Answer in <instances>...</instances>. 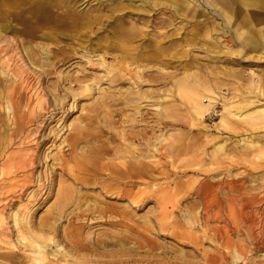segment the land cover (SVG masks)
Wrapping results in <instances>:
<instances>
[{"label":"bare ground","instance_id":"6f19581e","mask_svg":"<svg viewBox=\"0 0 264 264\" xmlns=\"http://www.w3.org/2000/svg\"><path fill=\"white\" fill-rule=\"evenodd\" d=\"M31 1L39 5H32ZM56 1H65V5L60 7ZM70 1L55 0L54 4L50 0H0V261L7 264H130L125 260V250L115 252L108 249L114 245L112 240L120 242V248L123 249L129 238L125 233L131 230L130 217L124 210L116 211L106 204L100 205L102 202L99 198H113L126 201L133 209L139 208L147 200L154 201L158 207L154 216L157 229L160 232L170 229L172 236L189 243L197 253L198 264H264V175H254L264 172V143H259L264 142V108L261 107L264 103H259V97L264 99V91L260 90L263 85L261 82L258 85L252 79L249 82H238L236 91L244 89L240 96L249 106L254 105V109L243 117L239 111L233 113L226 109L221 117V124L235 135L238 127L246 128L254 134L239 139V147L232 146L224 160L210 162L211 168L204 173H210L211 176L194 183L191 192L197 198V202L193 203L197 213L190 217L191 220L185 227L173 221L172 212L163 204V194L157 192V174L163 175L165 171L164 162L157 161L155 145H150L147 156L134 152L128 158L121 152L123 148L110 147L96 139L103 133L101 130L94 133L75 124L70 127L67 136L62 138L50 159L55 169L49 175L38 172V150L40 144L44 143L40 139L41 131L46 126L42 114L48 113L52 103L50 104L41 87L42 75L31 71L25 58L39 69L45 66L54 69L61 63L58 55L62 54V48L52 49L44 45L41 48L30 47L31 40L35 39L34 34L38 31L41 32L39 38L47 39L49 35H44L43 28L51 29L68 24L71 27L86 25L90 29V25L97 24L102 17L85 12L81 18L87 15V21L82 24L68 21L66 24L60 20L64 18V14L79 18L71 11ZM94 1L112 3L116 0ZM126 1L135 3L134 0ZM138 1L139 5L134 7L136 11L149 14L148 10L140 8L145 0ZM152 1L146 0L150 4ZM227 1L239 5L238 10L232 8L223 12L228 27L231 25L232 10L244 13L230 29H234L235 38L240 40L242 46L250 48L251 52L247 49V54H253L251 58H260L262 55L259 57L254 54L264 41V0ZM63 7L65 11L61 13L54 15L52 12V9ZM125 7L119 2L111 7V14H118L117 18L120 20ZM153 7L156 5L153 4ZM31 8L33 12H30ZM172 10L184 13L179 16L185 17L190 5L188 2L173 5ZM26 11L30 15L24 17V20L32 21L35 31H24L23 34L31 39L25 46L11 34L18 32L17 24L13 23H17L22 14L26 15ZM218 12L221 10L218 9ZM246 27L251 30H243ZM253 27L257 28L256 35ZM140 37L141 31L131 24L123 30L120 44L111 47V51L81 47L84 64L91 68L97 66L103 71L101 77L108 78L111 82L115 77H127L130 81L137 77L142 81L139 67H131L132 62L139 60L140 54L137 52L139 45L134 47L132 43ZM76 52L77 48L69 49L70 54ZM117 52L119 54L114 55ZM107 55H111V64L106 61ZM39 56V59H34ZM31 74L35 77L33 81ZM51 74L53 73L48 72L47 75ZM99 80L95 76L83 74L65 81L77 86L76 89H72L74 86L67 88L72 95L81 96L94 91L92 83ZM255 89L256 97L245 95L249 94L247 91L253 92ZM189 90V112L194 121H199L204 114L210 112V108L213 109L211 97L202 96L212 93L210 85L207 81H201ZM252 98L257 100L253 101ZM71 106L73 109L74 100ZM1 110H4V115ZM239 135L242 136L243 133ZM214 139L216 138L208 139L205 145ZM108 157L111 158L107 159ZM235 160L238 162L235 163ZM189 164L190 162L184 161L183 167ZM237 166L244 170L231 174L232 169ZM213 176L218 179L215 180ZM56 178L58 184L54 193ZM68 180L72 185L64 184ZM149 188L150 192H146ZM95 190L97 195L81 192ZM52 196L55 202L46 210L47 215L37 222L33 221L32 209ZM65 220L68 223L61 232L60 223ZM87 221L89 224L85 223ZM99 223H102L101 226L108 225L123 230L112 232L111 235L102 234V237L98 234L83 236L82 231L86 226ZM57 236L60 240L55 238ZM232 236H242L243 240L235 241ZM137 244V249L144 247L140 242ZM206 244L213 250H205ZM252 255H255L256 260L251 258ZM146 264H157V261Z\"/></svg>","mask_w":264,"mask_h":264},{"label":"rangeland","instance_id":"374dc122","mask_svg":"<svg viewBox=\"0 0 264 264\" xmlns=\"http://www.w3.org/2000/svg\"><path fill=\"white\" fill-rule=\"evenodd\" d=\"M134 1L135 3H129L126 0H116L111 3L71 0L69 3L71 11L79 18H74L72 15L67 17V14H64V18L60 20L66 24L68 21H78L81 24L87 21L89 18L87 15L81 18L85 12L91 16L102 17L96 22L97 24L90 25V29L86 25L71 27L68 24L51 29L43 28L44 35L51 36H47V39L38 37L40 31L35 32L36 37L32 40L23 34L25 30L35 31L32 21L24 20V17L30 15L27 11L26 15H21L17 23H13L17 24L18 32L12 33L11 36L15 40L18 39V42L22 41L26 46L31 40L30 47L41 48L42 45L52 49L60 47L61 53L64 54L58 55L61 60L59 64L63 66L57 64L54 69L53 67L48 69L46 66L39 69L25 58L27 67L42 75L41 87L45 90L50 104L52 103L48 113L42 114L46 126L41 131L40 139L44 143L40 144L38 150L40 159L38 172L49 175L54 168L50 159L58 149L62 138L67 136L70 127L75 124L84 126L94 133L101 130L103 133L96 139L107 143L110 147L123 148L121 152L128 158L134 152L147 156L150 145H155L157 161L164 162L165 171L163 175L157 174V192L163 194V204L165 203L167 209L172 212L173 221L185 227L186 223L190 222V217L197 213L193 204L197 202V198L191 192L194 183L203 177L211 176L210 173H204L211 168L210 162L224 160L225 154L232 146L239 147V139L254 134L243 127H238V133L233 134L228 128L223 127L221 117L226 109L232 110L233 113L239 111L243 114L242 117L253 111L254 105L249 106L240 96L244 89L240 92L236 91V88L239 81L249 82V79H252L257 85L261 82L263 85L260 90L264 91V41L254 54L262 56L251 58L253 54H247V49L251 52L250 48L242 46L240 40H236L234 29H230V26H234V22L237 24L244 13L232 10L233 16L230 15L229 27L223 14L227 9L238 10L239 5L236 2L153 0L150 4L145 0L144 5L140 7L150 12L145 15L136 11L134 7L139 5V1ZM50 2L55 4V0ZM119 2L126 6L124 11L119 13L122 16L120 20L117 18L118 14L114 16L111 14V7ZM184 2H188L190 10L186 12L185 17H181L179 15L184 13H176L172 7ZM31 3L36 4L35 6L39 5L34 1ZM56 3L60 4V7L65 5V1H56ZM153 4L156 7H153ZM27 6L29 7V4ZM41 9L44 11L43 8ZM218 9L221 10L220 13ZM32 10L33 8L30 12ZM62 11H65L64 7L52 9L54 15ZM121 22L123 23L119 25ZM131 24L141 31L139 40L132 43L134 47L139 45L137 49V52H140L139 60L136 63L132 62L131 67H139L138 72L142 81L137 77L133 78V81L127 77H115L111 82L108 78L101 77L103 71L97 66L91 68L84 64L81 47L87 50L99 48L111 51L113 50L111 47L120 44L123 30ZM256 29L253 27L254 33ZM243 30L250 31L251 28L246 27ZM262 31L264 32V29ZM73 48H77L76 54L69 53V49ZM118 54L119 52L114 55ZM41 56L34 59L37 60ZM105 58L110 64L113 62L111 55ZM127 61L130 62L129 59ZM48 72L53 74L47 75ZM83 74L95 76L100 80L93 81L94 91L91 93L74 96L67 90L74 85H69L65 80ZM30 77L32 81L35 80L32 74ZM201 81H207L210 85L212 93L202 96L211 97L213 109L210 108V112L204 114L199 121H194L187 104L190 98L189 89L194 88ZM76 88L77 86H74L72 89ZM256 91L255 89L253 92L247 91L249 94H244L256 97ZM262 102L264 103V99L259 97V103ZM261 107L264 108L262 105ZM3 111L1 110L2 114ZM241 133L245 137L239 135ZM210 138L216 139L205 145ZM109 158L111 157L107 159ZM184 161L190 162L189 166L183 167ZM236 162L238 160H235ZM239 170L244 168L237 166L232 169L231 174ZM254 175H264V172ZM213 177L215 180L218 179L217 176ZM57 181L56 178L54 193ZM64 184L72 185L69 180ZM149 190L151 188L146 189V192H150ZM81 192H92L91 195H97V190ZM99 199L102 202L100 205L106 204L116 211L124 210L130 217L131 230L125 233L129 238L123 249L120 248L121 243L115 240H112L114 245L108 248L115 252L125 250L127 252L125 260L130 264H146L153 261H157V264H198L197 253L189 243L172 236L170 229L164 232L157 229L154 216L156 210L158 212V207L154 201L147 200L139 208L133 209L126 201L113 198ZM54 202L52 196L45 203L34 207L33 221L37 222L39 218L45 217L46 210ZM67 223V220L60 223L61 232L63 227L66 228ZM85 223L89 224L88 221ZM101 225L102 223L86 226L82 231L83 236L98 234L102 237L123 230ZM55 238L60 240L58 236ZM232 238L238 242L243 240L242 236H232ZM137 242L142 243L144 247L137 249ZM204 248L207 251L213 250L207 244ZM251 258L256 260L255 255ZM0 262L7 264L4 261Z\"/></svg>","mask_w":264,"mask_h":264}]
</instances>
